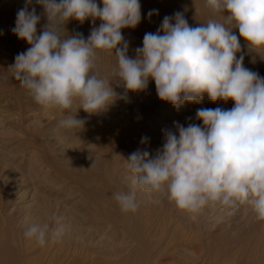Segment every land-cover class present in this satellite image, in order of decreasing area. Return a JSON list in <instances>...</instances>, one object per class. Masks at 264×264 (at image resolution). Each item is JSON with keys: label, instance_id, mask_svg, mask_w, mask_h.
<instances>
[{"label": "rangeland", "instance_id": "374dc122", "mask_svg": "<svg viewBox=\"0 0 264 264\" xmlns=\"http://www.w3.org/2000/svg\"><path fill=\"white\" fill-rule=\"evenodd\" d=\"M25 2L0 0V264H118L133 255L137 264H247L248 251L264 227L247 206L232 215L206 206L193 221L165 195L138 191L135 212L121 211L113 198L115 192L130 190L126 159L131 153L147 150L154 157L165 131H176V123L202 126L195 118L197 109H230L234 102H213L205 95L200 102L186 101L177 108L158 97L153 80L140 92H126L113 75L114 51L101 50L95 71L125 98L99 114L80 109L77 116L86 121L84 127L62 128L59 122L68 111L36 103L8 69L15 56L30 47L12 32ZM140 4L141 22L121 30L133 42L132 53L128 51L133 58L144 34L156 32L166 15L183 12L193 27L223 15L214 14L204 0ZM32 5L41 15L39 35L47 20L36 0ZM152 9L158 13L149 18ZM100 23L89 19L75 25L70 20L66 29L87 39ZM233 32L239 37L237 29ZM240 44L237 58L243 55L244 66L264 77V50H250L242 37ZM58 218L66 225L60 242L49 240L41 247L23 234L29 224L55 226Z\"/></svg>", "mask_w": 264, "mask_h": 264}, {"label": "clouds", "instance_id": "9594fccd", "mask_svg": "<svg viewBox=\"0 0 264 264\" xmlns=\"http://www.w3.org/2000/svg\"><path fill=\"white\" fill-rule=\"evenodd\" d=\"M102 3V7L99 4ZM47 23L37 34L41 15L32 0L17 11L12 32L30 47L15 56L8 69L45 109L67 110L59 123L65 129L83 128L77 116L106 111L120 97L111 82L95 71L98 51L113 52V75L126 92H140L153 80L158 97L179 107L184 102L233 101L234 106L197 109L202 126L176 123L164 133L154 157L136 150L126 159L130 190L115 192L121 211L139 208L137 192L165 195L195 221L206 206L232 215L247 206L264 221V77L244 66L240 38L250 50H264V0H204L222 19L190 26L183 12L165 16L156 32L144 34L135 57L122 29L135 28L142 19L140 0H36ZM152 9L148 17L157 14ZM92 27L87 39L69 34L70 20ZM237 29L239 37L233 32ZM74 104H78L73 112ZM147 137L142 138V143ZM66 225L32 223L24 236L43 247L60 242Z\"/></svg>", "mask_w": 264, "mask_h": 264}, {"label": "bare ground", "instance_id": "6f19581e", "mask_svg": "<svg viewBox=\"0 0 264 264\" xmlns=\"http://www.w3.org/2000/svg\"><path fill=\"white\" fill-rule=\"evenodd\" d=\"M23 6H20V7H23ZM74 21H75V25H76L78 21H76V20H74ZM68 24H69V22H68ZM125 40H127L129 42V52L132 53V51H133L132 40L129 37H125ZM263 228L261 229L262 231H260V229H259V232H261V233L259 236H256L258 238V241L254 243L253 248L249 247L252 250L248 251V252H250V255L247 259V264H264V229ZM118 264H137V258H136V256L133 255L131 257H127V258L123 259Z\"/></svg>", "mask_w": 264, "mask_h": 264}]
</instances>
